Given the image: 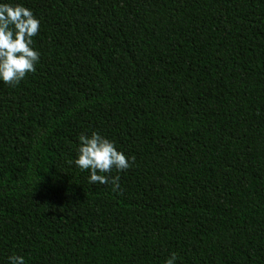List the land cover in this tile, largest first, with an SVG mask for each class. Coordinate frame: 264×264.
Returning <instances> with one entry per match:
<instances>
[{
  "label": "trees",
  "instance_id": "trees-1",
  "mask_svg": "<svg viewBox=\"0 0 264 264\" xmlns=\"http://www.w3.org/2000/svg\"><path fill=\"white\" fill-rule=\"evenodd\" d=\"M36 70L0 82V264H264V0H16ZM133 156L120 188L79 134Z\"/></svg>",
  "mask_w": 264,
  "mask_h": 264
},
{
  "label": "clouds",
  "instance_id": "clouds-1",
  "mask_svg": "<svg viewBox=\"0 0 264 264\" xmlns=\"http://www.w3.org/2000/svg\"><path fill=\"white\" fill-rule=\"evenodd\" d=\"M41 27L40 20L32 10L16 0H0V82L18 85L28 73L36 70L40 53L33 47V37ZM74 165L81 171L87 170L90 184H111L113 191L120 188L119 177L107 175L113 169L127 170L134 161L133 156L119 150L113 141L97 131L81 133ZM175 252L165 259L164 264H177ZM8 264H26L21 255L7 257Z\"/></svg>",
  "mask_w": 264,
  "mask_h": 264
}]
</instances>
